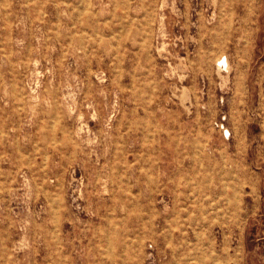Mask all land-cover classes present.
Masks as SVG:
<instances>
[{
	"label": "rangeland",
	"instance_id": "1",
	"mask_svg": "<svg viewBox=\"0 0 264 264\" xmlns=\"http://www.w3.org/2000/svg\"><path fill=\"white\" fill-rule=\"evenodd\" d=\"M0 264H264V0H0Z\"/></svg>",
	"mask_w": 264,
	"mask_h": 264
},
{
	"label": "bare ground",
	"instance_id": "2",
	"mask_svg": "<svg viewBox=\"0 0 264 264\" xmlns=\"http://www.w3.org/2000/svg\"><path fill=\"white\" fill-rule=\"evenodd\" d=\"M226 65H227V62H226V58H222V59H220L219 61H218V67L219 68H222V67H226ZM216 66V65H215ZM224 69V68H223Z\"/></svg>",
	"mask_w": 264,
	"mask_h": 264
}]
</instances>
